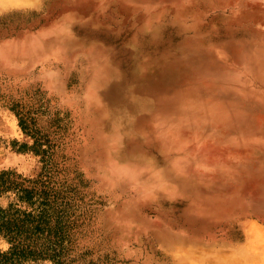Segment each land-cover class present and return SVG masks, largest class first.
I'll list each match as a JSON object with an SVG mask.
<instances>
[{
	"label": "rangeland",
	"instance_id": "obj_1",
	"mask_svg": "<svg viewBox=\"0 0 264 264\" xmlns=\"http://www.w3.org/2000/svg\"><path fill=\"white\" fill-rule=\"evenodd\" d=\"M222 1L0 0V171L54 197L58 264H264V247L249 242L264 212L221 206L230 192L216 183L233 188L238 175L194 170L185 148L199 133L210 132L207 147L231 130L200 122L187 140L158 117L219 94L193 83L234 76L212 53L230 30ZM35 198L21 203L10 190L0 206L33 210ZM9 246L0 233V250ZM51 255L15 264H56Z\"/></svg>",
	"mask_w": 264,
	"mask_h": 264
},
{
	"label": "bare ground",
	"instance_id": "obj_2",
	"mask_svg": "<svg viewBox=\"0 0 264 264\" xmlns=\"http://www.w3.org/2000/svg\"><path fill=\"white\" fill-rule=\"evenodd\" d=\"M152 1L155 0H138V2L140 3L152 2ZM171 1L180 2L182 0H171ZM220 6H222L223 7L222 9H225V11L226 10L229 11V15L224 19L223 25H228L230 30H228V33L223 38H218L220 44L216 48L212 49V53H214L222 62V65H219L221 67L219 68L218 71L230 72V73L235 72L233 74L234 76H232L231 80L221 81L219 85L211 84L210 86H207L204 83H201L202 85L199 84L200 82L193 83L194 84L193 87L199 90H207L210 91L211 93L217 92L219 94H216V96H212V97H209L210 94H208L207 97H203V98H201L202 96H200L201 99H195L192 101L191 98L189 99V101L185 103V105H183L182 102L180 103L177 115L175 117L167 116L166 117L167 119H162L160 118L159 114L158 117H159V122L161 120L164 123V125L166 123L168 126L172 127L173 129L177 128V130L178 128H181L180 130L181 131L183 130V133H180L179 135L181 134L187 135L188 136L187 140H190L192 138L190 137L191 132L194 126L196 124H199L200 122L208 121L210 123H214V124L216 123V124L228 126V129H230L231 131L227 136L225 135L226 137L220 142L204 147L199 143H201L204 140L203 138L205 136L207 138L210 132L208 133L204 132L203 134L198 132L199 134L197 133L198 134L196 135L197 138L193 141V143L190 144L189 143L190 141H187L185 148L188 150V152H190L189 155L192 158L191 162L193 163L192 165H194V170H202L203 174L206 172H212V173L216 172L219 175L220 174L238 175L237 178L238 184L233 188L220 185V183L218 182L216 183V186L219 190L221 191L227 190L228 192H230V194L226 196V200L222 203L221 206L223 207L240 206L241 210H249L252 212L258 211L257 213H260V212H264V0H223ZM154 38L156 37L154 36ZM92 49L93 48H91V50ZM94 56H96V54ZM104 57L106 58V56ZM231 63H233L232 65L235 67L234 70L233 69L230 70L229 68V65ZM222 92L227 94L225 96H221ZM195 93H199V91ZM182 111H184V114L182 116H178V114L181 113ZM151 121L158 123L157 118L153 120L151 119ZM196 127L197 126H195V130ZM223 127L221 126L219 127V129ZM196 136L194 135V137ZM173 141L175 140L172 139V143ZM173 147L175 146L172 144V148ZM188 152L184 149V153L187 154ZM178 159L179 160L176 161L177 163L175 164L177 165V169L185 170L186 168H188V165L191 164V162L189 163L188 161L185 160L186 158H181V155L178 157ZM186 173L187 175L189 174L188 171H186ZM249 177H254L258 179L259 182L254 183L253 185L251 184V186L247 188L246 181ZM192 183H194V185L196 186L195 189L198 190L201 188V186H203L201 183H199V180L191 181V184ZM213 185L214 184H212L211 186L212 188ZM247 191L249 192V194H246ZM210 200H212V197L210 198ZM217 204L218 203H216L215 205ZM240 207H238L237 209H239ZM227 210L230 211L229 208H227ZM215 216L213 215V217ZM168 218L170 219V217ZM256 224L257 223H253L250 225L249 242L251 244L259 243L264 247L263 244L264 227L258 226ZM200 229L201 228H199V230ZM212 229H214L213 226Z\"/></svg>",
	"mask_w": 264,
	"mask_h": 264
},
{
	"label": "trees",
	"instance_id": "obj_3",
	"mask_svg": "<svg viewBox=\"0 0 264 264\" xmlns=\"http://www.w3.org/2000/svg\"><path fill=\"white\" fill-rule=\"evenodd\" d=\"M28 147L35 153L38 152L34 144ZM23 182L24 179L12 170L0 171V196L11 190L21 203H30L33 206L31 202H34V197L39 201L37 208L33 210L19 208L12 210L10 206L6 208L0 206V233L10 244L7 250H0V264H15L22 258L44 256L46 251H53L51 256L58 264L57 254L49 244L55 243L58 239L59 218L51 210L54 197H50L42 188L25 187Z\"/></svg>",
	"mask_w": 264,
	"mask_h": 264
}]
</instances>
